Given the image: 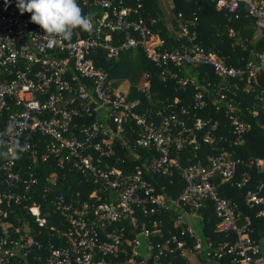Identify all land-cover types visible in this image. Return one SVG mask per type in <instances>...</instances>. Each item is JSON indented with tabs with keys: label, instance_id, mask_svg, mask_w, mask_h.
Returning a JSON list of instances; mask_svg holds the SVG:
<instances>
[{
	"label": "built area",
	"instance_id": "obj_1",
	"mask_svg": "<svg viewBox=\"0 0 264 264\" xmlns=\"http://www.w3.org/2000/svg\"><path fill=\"white\" fill-rule=\"evenodd\" d=\"M241 1L246 3L248 14L258 19L256 23L264 18V5L256 0H214V4L227 14H235ZM128 2L78 0L85 14H94L93 30L86 33L77 29L71 40L53 42L30 22L31 13L21 14L16 0H0V133H6L3 138L7 147L15 139L46 138L42 160L51 157L60 169L66 167L84 182L94 184L90 198L101 195L108 199L77 206L49 187L52 198L47 200L48 208L43 209L40 204L26 207L30 221L22 220L12 228L10 216L13 214L17 220L13 207L30 201L37 181L32 172L23 174L15 168L18 159L5 158L0 163V264H146L147 260L137 252L139 237L155 264H161L158 261L171 250L179 251L180 257L187 251L202 254L207 261L228 257V264H264L259 244L249 237V219L242 216L236 203L219 197L215 190L216 181L236 188L248 184L250 175L246 172L234 180L242 161L232 151L221 149L201 162L179 164V153L185 145L198 149L197 133L203 131V144L215 139L216 121L190 117V112L205 106L206 90L196 91L189 106L176 110L164 105L154 113L155 117H150L137 111L138 99L127 100L126 91L111 89L115 80L108 79L97 65L100 55L110 60L140 51L154 63L161 81L175 77L172 68L206 66L221 81L213 90L229 116L236 104L237 82L264 74V54H257L244 68L226 65L195 43V31L188 29L194 25L190 22L187 27L180 15L174 22L177 36L185 43L169 50L164 40L153 33L154 19L139 16V0H134V8ZM178 81L182 87L191 82ZM142 86L141 92L147 94L148 74L144 75ZM256 99L264 106V94L259 93ZM9 124L13 125L11 130ZM229 128L233 136L229 145L235 147L247 125L233 115L229 117ZM114 148L124 151L132 161L139 160L138 149L150 151L153 156L144 157V169L137 165L132 171H122L106 162L113 157L116 163H123V159L114 156ZM246 168H253L261 179L244 194V204L248 208L264 206V161L249 160ZM174 170L183 184L178 195L166 198L156 193L149 180L169 177ZM204 200L213 205L217 231L225 237L234 235L232 243H218L212 250L180 215L174 220V226L181 228L178 234L157 242L150 239L156 231L141 227L129 240L120 228L128 222L137 229L136 210L151 218L169 208H195ZM262 214L259 211L257 215ZM155 225L152 222V228ZM42 231H50L44 243L39 240ZM187 240H192L191 246ZM122 244L130 248V254L115 262L112 259L118 253H127ZM171 245L173 249L169 248Z\"/></svg>",
	"mask_w": 264,
	"mask_h": 264
},
{
	"label": "trees",
	"instance_id": "obj_2",
	"mask_svg": "<svg viewBox=\"0 0 264 264\" xmlns=\"http://www.w3.org/2000/svg\"><path fill=\"white\" fill-rule=\"evenodd\" d=\"M256 2L264 5V0H256ZM173 20L172 25L175 26L174 19L180 15L182 23L189 27L192 22L194 27H189V30L195 31V43L204 49L214 53L221 58L223 63L235 68H244L248 62H253L255 56L259 53L264 54V28L260 29V36L253 40V34L257 28V18L248 14L246 3L239 2L238 10L235 14H227L221 9H217L214 0H171ZM128 5L135 7L134 0H129ZM138 14L143 19H154L152 26L153 33L160 39L164 40L165 47L172 50L177 48L181 43H185L184 39L179 36H172L167 32L165 23L160 18V12L156 8L154 0H139ZM101 13V12H100ZM98 66H101L107 78L111 80H122L123 78L133 75L134 71L141 69L148 74V90L145 92L130 91L126 95L127 100H139L137 111L144 113L147 116L155 117L154 113L162 106L168 105L171 109L186 107L192 103V95L201 89L206 90L204 93L205 106L201 109L190 112L192 119L199 118L201 120H210L217 122L215 130V139L210 144H203L200 138L203 131L197 133L198 149L194 150L192 144H187L179 153V164L185 166L187 164H195L201 162L206 156H214L221 149L232 151L233 156L242 161V165L237 168V173L234 180L238 181L243 172L250 175L249 182L242 188L230 186L229 183L215 182V190L219 197L228 199L237 204L242 216H246L250 221L251 240L258 243L264 239V206L248 208L244 204L243 196L248 190H252L255 184L261 179L260 175L252 168H246L249 160L255 158L264 161V106L258 102L256 95L264 94V74H257L254 77L243 78L238 81L239 90L234 93L235 106L229 116L225 115L224 107L218 103L213 90L216 85L221 84V81L212 74L210 68L202 65L188 66L185 69H171L175 73L174 78H167L161 81L158 76V69L151 61L147 60L140 51L123 53L115 59L106 60L99 56ZM179 79H188L183 87L179 83ZM111 89L119 90L116 82L110 85ZM243 88V90H242ZM244 88L246 91H244ZM121 91V92H120ZM178 101V102H176ZM218 107L216 111L215 108ZM237 116L240 121L247 125L246 131L235 147L229 145L233 140L230 134L229 117ZM88 121V120H87ZM86 122V120H85ZM20 142L33 144L34 147L23 154L17 160L16 169H20L23 174L30 171L36 178L37 185L33 188L30 201L16 205L13 207V213H16L17 220L13 219V214L10 216L12 228L16 227L22 220H28L29 216L25 213V208L32 204H40L43 209L48 208V199L52 198V194H48L47 188L52 187L55 193H62L67 200H72L75 205L81 203H90L91 201L101 202L108 201L101 195H96L90 198V193L95 187L91 182H84L80 175L72 172L68 168L60 169L53 158L47 157L42 160L45 155L44 146L48 140L41 136H34L30 140ZM0 151H5V148H0ZM138 161H132L130 157H126L124 151L114 148V156L123 159V163L119 164L114 161V158L107 160L109 165L122 171H132L135 166L141 169L147 165L144 157L153 156V153L144 149H138ZM4 157L0 156V163L4 161ZM156 193L163 195L166 198H174L178 195L182 188L178 171H173L169 177H153L149 180ZM55 184V186H53ZM0 188H2V175L0 173ZM46 194V196H44ZM45 197V198H44ZM262 211V216L257 215ZM178 213L172 209L161 211L153 215L151 218L143 217L138 210L135 211L137 229L130 227V224L122 223L120 228L124 231V237L133 239L141 227L149 229L151 232L150 239L153 242L161 241L167 238L170 234H178L180 227L174 226V220ZM195 214L198 216L200 228L196 235L205 245H210L213 250L218 243L234 241V235L225 234L217 231L215 225L217 223L213 205L210 201H202L195 209ZM53 218V217H52ZM56 218V217H55ZM51 219V218H50ZM159 221L161 223H159ZM152 222L156 223L152 228ZM119 226V225H118ZM160 234H157L158 232ZM47 234L50 231H42V236L39 238L41 242H45ZM143 248L142 239L139 237ZM192 240H187V245L191 246ZM127 253H118L115 262H121L129 256V247L121 245ZM120 246V247H121ZM138 248V249H139ZM173 249V246H169ZM145 251V250H144ZM138 252V251H137ZM138 255H141L138 252ZM142 258V257H141ZM161 264H187L186 260L180 257L179 251L171 250L165 253V256L159 261ZM214 262V261H213ZM218 264H228V257H223L216 260Z\"/></svg>",
	"mask_w": 264,
	"mask_h": 264
},
{
	"label": "clouds",
	"instance_id": "obj_3",
	"mask_svg": "<svg viewBox=\"0 0 264 264\" xmlns=\"http://www.w3.org/2000/svg\"><path fill=\"white\" fill-rule=\"evenodd\" d=\"M21 14L31 13V23L38 25L45 36L51 41H69L73 32L77 29L83 32L93 30L94 14H85L79 6L78 0H16ZM13 128L12 124L8 126ZM6 133H0V156L4 158L19 159L20 155L31 147L28 143H21L19 139L12 141L11 147H7V141L3 138Z\"/></svg>",
	"mask_w": 264,
	"mask_h": 264
},
{
	"label": "crops",
	"instance_id": "obj_4",
	"mask_svg": "<svg viewBox=\"0 0 264 264\" xmlns=\"http://www.w3.org/2000/svg\"><path fill=\"white\" fill-rule=\"evenodd\" d=\"M154 3L156 5V8L160 12V18L162 17L165 23V28L167 32H169V34H171L172 36L176 37L177 36L176 29L172 25L173 13H172L171 0H154ZM261 28H264V18L260 19L259 22L257 23L256 31L253 34V40H256L257 38H259ZM195 209L196 207L195 208L194 207L193 208L183 207V209H180V210L179 209H172V210L178 213L177 215L178 216L180 215L183 218V220L188 219V221L186 222L189 225V227H191V229L194 231L192 225L198 226V230L200 228V222L198 220L199 218L195 214ZM262 240L264 241V239ZM262 240L258 241V244L260 247L261 255L264 258V248L262 249L260 246V243ZM141 251H143V254L141 253ZM138 252L141 255V257H143L144 259L146 260L150 259L149 255L142 248H139ZM182 258L186 260L187 264H218L217 262L207 261L202 254L189 253L187 251L183 252Z\"/></svg>",
	"mask_w": 264,
	"mask_h": 264
},
{
	"label": "rangeland",
	"instance_id": "obj_5",
	"mask_svg": "<svg viewBox=\"0 0 264 264\" xmlns=\"http://www.w3.org/2000/svg\"><path fill=\"white\" fill-rule=\"evenodd\" d=\"M134 72L135 73H133L132 76L129 75V77H127V78H123L122 80H116L115 81L117 83V85H118V89H120L121 91H126L127 93H128V89L130 91L134 90V91H137V92H141L142 87H143L142 83L144 81V75L146 73L141 69V67L139 68V70L134 71ZM186 221H188V219L184 220V222L187 224ZM192 227H193L195 232L198 231V226H193L192 225ZM160 233L161 232H158L157 234H160ZM260 246H261L262 249L264 248V241L263 240L261 241ZM141 253L143 254V251H141Z\"/></svg>",
	"mask_w": 264,
	"mask_h": 264
},
{
	"label": "water",
	"instance_id": "obj_6",
	"mask_svg": "<svg viewBox=\"0 0 264 264\" xmlns=\"http://www.w3.org/2000/svg\"><path fill=\"white\" fill-rule=\"evenodd\" d=\"M146 264H155L151 259L147 260Z\"/></svg>",
	"mask_w": 264,
	"mask_h": 264
}]
</instances>
